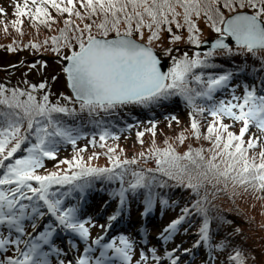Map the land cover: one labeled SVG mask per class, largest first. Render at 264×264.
Returning <instances> with one entry per match:
<instances>
[{"label":"snow or ice","instance_id":"snow-or-ice-1","mask_svg":"<svg viewBox=\"0 0 264 264\" xmlns=\"http://www.w3.org/2000/svg\"><path fill=\"white\" fill-rule=\"evenodd\" d=\"M10 7L8 22L0 6L5 34L10 24L23 37L25 19L37 36L41 28L52 34L0 45L35 54L26 67L3 69L25 67L17 84L0 82V264H253L243 229L214 201L248 192L264 200V0H14ZM47 53L68 91L53 92L58 75L27 79L45 72L48 60L35 57ZM180 102L187 127L172 139L198 146L178 151L168 137L159 146L153 117L135 131L141 145L151 134L148 150L121 157L114 142L133 130L125 119L135 120L133 109ZM165 119L169 128L180 124L175 114ZM69 147L72 155L58 158ZM89 147L102 151L85 157ZM101 155L107 163L93 164ZM46 159L56 161L53 170L44 169ZM97 183L110 186V200L87 214ZM177 189L188 193L182 204L171 199ZM110 201L116 207L105 217ZM135 202L140 219L179 211L154 236L143 225L136 235H112ZM181 236L195 239L185 247Z\"/></svg>","mask_w":264,"mask_h":264},{"label":"rangeland","instance_id":"rangeland-1","mask_svg":"<svg viewBox=\"0 0 264 264\" xmlns=\"http://www.w3.org/2000/svg\"><path fill=\"white\" fill-rule=\"evenodd\" d=\"M0 4H2L3 6H10V0H0ZM209 33L205 32L204 36L208 37ZM31 51H27L24 52L23 55H19L20 58L18 59L19 61H17V63H19L21 60L29 58V57H34L35 54L31 55ZM12 56H14V54H11ZM29 55V56H27ZM46 55H52L50 53H47ZM17 56V55H15ZM6 61L9 62H4L2 60V58H0V66H8V65H13L15 64L14 59H5ZM29 62L25 63V67ZM3 67L4 68H6ZM25 67H19L16 70H9L7 72H4L2 69V71H0V82H10L9 86L11 85H15L18 83V81L20 79H23L22 73H24L25 71ZM60 66L56 61H53V65H49L47 70L48 73L47 76L50 79L51 75H58L59 77H61V79H59L58 83H54V87L59 89V91H64L65 89H67L66 87V83L64 81V78L62 76V74L60 75V70H59ZM15 72V73H14ZM40 73H36V72H30L28 73L27 79L29 80H33V81H37L38 77ZM42 75V74H41ZM34 78V79H33ZM10 80H14L16 81V83L11 82ZM62 82L65 85V89L62 90ZM59 86V87H58ZM68 91V90H67ZM239 94V92L237 93ZM180 111H175L172 112L171 114H175L178 118H182L180 117V115L177 113ZM186 114V111H183ZM169 114V113H168ZM167 114V115H168ZM157 115H161V114H155L154 116H148L147 118H145V116H143V118H141L139 121V124L134 123V128L131 132L125 131L124 133L120 134V139L118 141H115L114 143H117L119 145V148L124 149L126 152H128L131 149L134 148L135 146V131L137 130V128L139 129H144L149 127V121L153 119V117L158 120L160 119L159 116ZM166 120V119H164ZM167 122V121H165ZM173 127H175L176 125H172ZM176 132V131H174ZM172 131H170V133H174ZM78 143H86V140H81ZM92 151H102L99 148L96 149H92L91 147H89V149L84 153L85 157H87V155H89ZM72 152L71 151H61V153L59 154V157H68L71 156ZM71 154V155H70ZM129 155H131V152H128ZM93 164L96 165H105L107 163L106 157H104L103 155L100 156L99 159L93 160L92 161ZM151 163H153L151 161ZM239 191V190H238ZM98 198L92 200V204H93V211L89 214L91 215H95L98 212H101V205L104 204V200L100 201L97 200ZM104 199V198H102ZM220 203L225 206L226 208H233L234 210H236L239 213L240 216V220L242 221V225L245 226L248 229V234L250 238L254 239L256 242L255 243H261L262 246H264V227H262V225H264V200H257L253 197V195L251 194V192L248 193H241L240 195H238L236 197V202L234 204L233 201V197H229L226 198L224 195L219 194L218 198H217ZM89 200V201H91ZM116 207V203H113L112 201H110V204L107 208V211L103 213V215L106 217L107 215H110ZM138 208L139 205H131V210L130 212L126 213L123 217L122 220H120V223L117 224V226H119L118 228L113 227L111 229V234L112 235H116L119 234L121 232H131L132 235H136L134 229L138 228L139 226L143 225L145 227H147L150 230V233L152 236L156 235V233L163 228V226L168 222V220L170 218H172L175 214L174 210L171 209H165L163 211V213L159 210L153 211L150 215H148L146 218L140 219L139 218V212H138ZM100 223H103V219H100L99 221ZM123 228H121V227ZM237 226V224L235 225ZM230 230V229H229ZM100 233L99 229H92V234L95 236L97 234ZM194 236H187V237H179V239H182L185 241V247L191 245V241L194 240ZM187 258V257H185ZM198 258H200L199 256L197 257V260H199Z\"/></svg>","mask_w":264,"mask_h":264},{"label":"trees","instance_id":"trees-1","mask_svg":"<svg viewBox=\"0 0 264 264\" xmlns=\"http://www.w3.org/2000/svg\"><path fill=\"white\" fill-rule=\"evenodd\" d=\"M13 2H14V0H10V4L9 5L11 6L13 4ZM0 6H3V5L0 4ZM10 6L9 7L8 6H3V7H6V8L9 9L7 14L4 17V19L7 20L8 22H10L12 19H14V16L12 15V9H11ZM23 30H24L25 34H24L23 37H20L19 34L15 31V29H13L11 27V25L9 24L8 33L5 34V32L3 31L2 25H0V45H7V44L11 43L13 39H17V40H21L22 39L24 42H27L30 39H33V40L38 39V40L42 41L45 36L52 34L51 32L47 31L46 29L41 28L40 32H39V35L37 36L36 35V31L29 27V22H28L27 19H25ZM181 50L182 51H189L190 54H191V51L193 49H190V48H187V47H182ZM27 51H31V53H32L31 55L34 54L31 49H22V50H19L17 52H8L5 48H0V58H2V60L4 62H6V63L9 62V61L4 60L3 58H5V59L6 58L7 59H14V61H16L14 63L16 64L17 61H19L18 60L20 58L19 55H23V53L27 52ZM11 54H14V56H12ZM15 55H17V56H15ZM27 56H29V55H27ZM240 62L241 61L239 59H237L236 63H240ZM169 63H170V61H169ZM219 63L222 64V65H225L226 67H231L230 64L226 63L223 60H220ZM249 63H251V61H249ZM48 64L49 65H53V61H48ZM5 66H0V71H2L1 68L5 67ZM48 71L49 70L46 69L45 72L42 75L43 76L47 75ZM42 75L40 73V75H39L40 77H38L37 81H33L32 80V82H38L41 79ZM59 79H61V77H59ZM241 79L245 80V81H247L249 83L252 82L251 78L249 76H247L246 74L244 76H242ZM11 81L16 83V81H14V80H11ZM63 89H65V85L62 82V90ZM64 91H67V89H65ZM53 92L58 93L59 89H57V88H55L53 86ZM54 98L55 97H53V99ZM175 111H180V112H177L180 115V117H182V118H179L180 124L176 125L175 122H173V125H176V126L175 127L172 126L171 128H169L168 127V123L165 122L166 120H164L165 116H167L168 113H172V112H175ZM183 111H186V109L184 108L182 102L170 104V105L166 106L163 109H155V108H153V109H141V108H135V109H133L131 111V116L135 117V120L129 119L127 117H125V119L127 120L128 123L134 124V123H136V121H139L141 118H143V116H145V118H147L148 116L152 117L155 114H161V115H157V116L160 117V119L157 120L158 121V123H157V133H156V142H157V144L159 146L163 147L164 146L163 140H164L165 137H168V138H170V141L174 143V146L177 147L178 151H183L187 147V145L189 143L193 144V146H198V144L200 143V142H197V141L186 140L184 145H180L178 141H175L174 139H172L180 131L181 128L187 127V116H186V114ZM225 122H227V121H225ZM120 126L123 127V124L121 123ZM238 127H239V125H237V127L235 129H233V130H237L238 131ZM170 131H172V132L176 131V132L170 133ZM122 133H124V132H122ZM122 133H120V134H122ZM151 139H152L151 134L148 133V132H145V135L143 137L144 144L141 145L137 141V139L135 137V141H136L135 142V146H134L133 149L130 148V150H129L131 152V155L128 154L129 151L126 152L123 149L124 151L121 153V157L122 158L124 156L131 157L134 154H138L142 150L143 151H147L148 148H149ZM109 143H113V142L109 141ZM66 150L71 151V148L69 147ZM66 150H62V151H66ZM68 157H70V156H68ZM55 163H56L55 160L46 159L45 162H44V169L49 170V171L53 170V166L55 165ZM141 164L143 166H145V167H154V162L151 163V161L141 160ZM60 167H66V166L65 165H61ZM109 187L110 186H105L104 190H100V184L97 183L95 188L88 192L85 204L88 203L89 200H91L92 198H95V197H100V198L104 197L105 199H110L109 195H108V188ZM221 194L224 195L228 199L230 197L229 194H225V193H221ZM187 196H188L187 192H182L179 189H177L172 194L171 199H180L181 200V204H182L183 203V199L186 198ZM236 197H233L234 204L236 202ZM114 202H116V201H114ZM137 203H139V202H135V204H137ZM214 203L218 205V209L217 210H222L223 214L226 215L229 220L233 221V226H235L237 224L239 227H241L243 229L242 236L245 237L246 240H247V243L245 244V250H246V252H251V254L255 255L256 259L253 262V264H259V262H260V260L262 258V255H264V254H262V251H261L262 249H264V246H262L261 243H255L256 241L249 237L250 234L247 233L248 229L245 226L242 225V221L239 219L240 218L239 213L236 210H234L231 207L230 208H226L225 206H223L220 203V201L218 199H216L214 201ZM171 210H173V209H171ZM178 211H179L178 208L174 210V212H178ZM192 242H191V244H192Z\"/></svg>","mask_w":264,"mask_h":264},{"label":"water","instance_id":"water-1","mask_svg":"<svg viewBox=\"0 0 264 264\" xmlns=\"http://www.w3.org/2000/svg\"><path fill=\"white\" fill-rule=\"evenodd\" d=\"M209 45H204V46H202V48L203 47H208ZM202 48L200 49V50H202ZM35 58H37V59H46V60H49V61H55V58L53 57V56H50V55H44V56H39V57H35ZM34 59V57H29V58H27L26 60H24V63L27 61V62H31L32 60ZM169 63V62H168ZM16 68H19V66L18 67H16ZM166 68H167V65L165 66V69L164 70H166Z\"/></svg>","mask_w":264,"mask_h":264},{"label":"bare ground","instance_id":"bare-ground-1","mask_svg":"<svg viewBox=\"0 0 264 264\" xmlns=\"http://www.w3.org/2000/svg\"><path fill=\"white\" fill-rule=\"evenodd\" d=\"M119 219V218H118ZM115 228L118 227L117 224L114 226Z\"/></svg>","mask_w":264,"mask_h":264}]
</instances>
